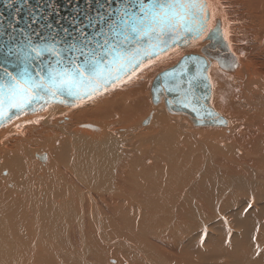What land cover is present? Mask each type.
Masks as SVG:
<instances>
[{
	"label": "bare ground",
	"instance_id": "bare-ground-1",
	"mask_svg": "<svg viewBox=\"0 0 264 264\" xmlns=\"http://www.w3.org/2000/svg\"><path fill=\"white\" fill-rule=\"evenodd\" d=\"M237 1L208 0L228 38L226 8ZM241 1L246 12L256 6ZM259 8L251 20L259 41L246 53L232 45L231 54L207 48V56L209 42L200 39L142 71L159 59L147 63L125 86L0 128V190L14 184L27 189L14 201L0 200V264H87V257L95 264H264V62H257L264 57V6ZM190 53L207 56L211 65L214 106L227 120L219 125L223 130L170 110L161 96L153 99L157 76ZM90 112L100 119L84 121ZM114 121L131 124L133 132L111 130ZM142 121L150 133L142 132ZM63 132L69 136L64 142ZM4 162L11 171L3 172ZM71 162L79 173L66 171ZM54 178L66 186L51 197ZM20 211L48 215V225L39 224L46 238L36 229L30 239L29 229L17 241ZM208 222L213 230L200 234ZM191 228L196 231L187 239ZM87 229L88 245L81 236Z\"/></svg>",
	"mask_w": 264,
	"mask_h": 264
},
{
	"label": "water",
	"instance_id": "water-1",
	"mask_svg": "<svg viewBox=\"0 0 264 264\" xmlns=\"http://www.w3.org/2000/svg\"><path fill=\"white\" fill-rule=\"evenodd\" d=\"M144 2L147 4L150 0ZM203 2L207 5L208 17L203 32L199 35L195 32L188 34L182 29L173 32L170 35L175 38V43L166 34L162 39L168 41L167 47L162 43L156 47L155 35L150 41L145 37L138 42L139 47L151 54L141 55L129 67L130 54L137 45L120 43L123 40L120 33H130V18L139 17L140 0H0V101H3L0 109L4 112L0 116V128L19 117L42 114L52 107H76L82 100L124 82L147 63L176 49L188 48L200 39L209 42L204 47L207 56V48L231 54L229 38L222 23L213 17L208 0ZM122 12L126 16H122ZM126 20L129 23H125ZM49 46L55 51H43L39 56L31 51L33 47L46 49ZM56 51L60 56L55 54ZM120 52L123 56H119ZM207 56L186 54L173 67L161 72L152 85L153 99L163 97L170 110L184 112L198 124L224 125L227 120L213 105L214 86ZM94 57L104 62L102 67L106 64L112 69L110 77L105 71L103 76L92 82L86 81L78 95L64 89L55 94L40 93L44 99L34 100L22 109L7 106V85L11 83V76L6 75L5 69L12 75L27 70L37 80L47 81L53 70L67 69L75 73V65L83 68L86 61L94 62ZM121 59L124 60V70L116 71L117 65L110 62L117 60L119 64ZM73 92L77 90L73 89Z\"/></svg>",
	"mask_w": 264,
	"mask_h": 264
},
{
	"label": "snow or ice",
	"instance_id": "snow-or-ice-1",
	"mask_svg": "<svg viewBox=\"0 0 264 264\" xmlns=\"http://www.w3.org/2000/svg\"><path fill=\"white\" fill-rule=\"evenodd\" d=\"M139 13V17L133 16L130 18L132 21L130 33H120L123 36L120 43H134L137 45L135 51L130 54L129 67L132 66V61L138 60L141 55L149 56L151 54L147 49L139 47L138 42L145 37L150 41L155 35L157 40L155 46L159 47L162 43L167 47L168 41L162 39L164 35H169V39H172V42L175 43V38L170 35L171 33L179 32L182 29L188 34L195 32L199 35L207 27L205 23L208 18L207 5L203 0H178V2L177 0H150L147 4L144 0H140ZM121 15L126 16V13L122 12ZM125 23H129V20H126ZM105 43H108V41L106 40ZM113 50L115 51V49ZM31 51L39 56L43 51L51 52L55 50L49 46L46 49L33 47ZM55 54L60 56L58 51ZM119 56H123V52H120ZM110 63L117 65L116 71L124 70L123 59L120 60L119 64H117V60H112ZM102 64H104L102 60L94 57V62L88 63L86 61V66L83 68L78 64L75 65L77 69L75 73L67 69L63 71L53 70L47 81L37 80L27 70L18 75H12L5 69L6 75L11 76V83L7 85V106L22 109L34 100L44 99V96L40 93L55 94V92L64 89H67L73 95H78L79 89L84 86L86 81L92 82L97 77L103 76L105 71H107L109 77L112 75V69L107 67L106 64L102 67ZM73 89H76L77 92H73ZM0 104H3V101H0ZM2 115H4V112L0 109V116Z\"/></svg>",
	"mask_w": 264,
	"mask_h": 264
},
{
	"label": "rangeland",
	"instance_id": "rangeland-1",
	"mask_svg": "<svg viewBox=\"0 0 264 264\" xmlns=\"http://www.w3.org/2000/svg\"><path fill=\"white\" fill-rule=\"evenodd\" d=\"M247 1H252V3H256V6L252 5V10H251L250 13L246 12V10L244 8V6H245L244 3L245 2L241 1V0H238L232 7H227L226 8L227 9V14H228V19H229V24H230V28H229V38L231 40V44L230 45L231 46L233 45V47L237 51H239L241 53L248 52L249 50H251L254 46H256L258 44V41H259V39L257 37L258 30L251 25V20H252L253 17L259 16L261 14V12H262L260 10V8H259V4H261V6H264V0H247ZM260 32L264 33V27L262 28V30ZM229 43H230V41H229ZM188 49H190V48H188ZM186 51H188V50L187 49H177V50H174V52L172 54H170L169 56H173L174 57L175 55L183 53V52H186ZM169 59H171V58L164 57V58H161V59L159 58V60L156 59L157 62L153 61L152 63L148 64L142 71H145V70L149 69L152 65L163 63V62H165V61H167ZM257 62L262 64L264 62V57H262L260 59H257ZM127 81H129V79ZM124 82L127 84L126 81H124ZM124 82L120 83V84L123 85V84H125ZM125 85H123V86H125ZM214 85L215 84L213 83V86ZM213 105H214V101H213ZM82 119L84 121H86V120L96 121V120H99L100 117L97 114H95L93 112H90V113L84 115ZM110 127H111V130H113L115 132H118L120 135H124V134H126L128 132H133V128L131 127V124H129V123H122V122H119V121H114L110 125ZM122 127H126L128 130L123 131V130H121ZM211 127L218 128L219 130H223L224 129L223 126H211ZM25 128H27V127H25ZM86 130H88L90 132L95 131V130L88 129V128H86ZM142 132L143 133H150V129L147 128L146 126H142ZM58 135L62 138L63 142L65 140L69 139V136H66L65 132L60 133ZM75 136H76V134L72 135V137L70 138L69 142H72V140L74 139ZM39 144H40V141H38L37 146H39ZM11 145H12V142L11 141L8 142V146H11ZM72 150H75L73 146H72ZM69 158H70V151H69ZM35 159H37V158H35ZM39 162L42 163L41 161H39ZM65 168H66V171L68 173H74V170L77 171V169L75 167V164L73 162L66 163L65 164ZM2 169H3V172H5V173L7 171H11V167L9 166V164L7 162H4L2 164ZM4 176L5 175H2V177H4ZM88 177H90V176H88ZM91 178H95V177H91ZM55 184L57 186H53V191H52L51 197L59 196L63 192V188L66 186V182H62V186L60 187L57 184L56 179L54 178V185ZM16 187H17V185L14 184V186H8L7 189L0 190V200L7 199V200H10V201H14V199H15L14 196H17V194H19V193H26V191H27V189H24L22 187H20V188H16ZM53 199L54 198H52V200ZM36 207H40V203H38L35 206V208ZM25 212L26 211H20L19 212L20 215H21L22 221L18 224V233H17V236H16L17 237V241H19V239L23 237V231L24 230H29V229H30V231H29L28 235H29L30 239L33 238L32 236H30L31 231L32 230H36V229L39 230V232H40V234L42 235L43 238H46V234L39 229V224L41 223L43 225V227H46L48 225V221H51V219H49V220L46 219L48 215H46L43 212L44 216H36L35 214H33V215L24 214ZM31 218H33V222H31ZM213 221H211V222H213ZM210 223L208 222L207 225L202 227V229H199L200 230L199 233L200 234L204 233L205 235L208 234V233H206L207 231H209V233H210L211 229L213 228V226ZM208 224H209V226H208ZM194 231H196L195 228H191L190 230L186 231V233H184L185 235H183V236L185 238H187V239H189L190 237L192 238L193 237L192 234H193ZM109 232L110 231H108L107 235L108 236L110 235L109 236L110 238H112V239H115V238L117 239L118 238L116 235L112 236V234L109 233ZM81 236L86 241L87 245L89 243H92L90 241L91 235H90L89 229H87V231H85ZM206 248H205V251H208L209 246L206 245ZM259 248H260V250H262L261 247H259ZM172 252L171 253L173 255H176L178 257L182 256V253H180L178 251H175L174 249L172 250ZM84 260L87 262V264H95V263H97L96 261L92 260L89 257H87V259H84Z\"/></svg>",
	"mask_w": 264,
	"mask_h": 264
},
{
	"label": "crops",
	"instance_id": "crops-1",
	"mask_svg": "<svg viewBox=\"0 0 264 264\" xmlns=\"http://www.w3.org/2000/svg\"><path fill=\"white\" fill-rule=\"evenodd\" d=\"M145 119H146V118H145ZM145 119H144V120H145ZM144 120H143V121H144ZM143 121H142V124H143ZM146 125H147V124H146ZM143 126H145V124H143ZM149 129H150V128H149ZM150 132H151V129H150Z\"/></svg>",
	"mask_w": 264,
	"mask_h": 264
}]
</instances>
